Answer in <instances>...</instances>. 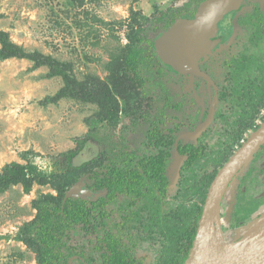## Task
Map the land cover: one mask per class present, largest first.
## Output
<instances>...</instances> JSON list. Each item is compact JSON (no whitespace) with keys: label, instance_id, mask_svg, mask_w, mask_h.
Masks as SVG:
<instances>
[{"label":"flooded vegetation","instance_id":"af4514ba","mask_svg":"<svg viewBox=\"0 0 264 264\" xmlns=\"http://www.w3.org/2000/svg\"><path fill=\"white\" fill-rule=\"evenodd\" d=\"M250 12L257 13L255 20L264 26V0H244L219 22L218 43L199 61L196 71L178 72L156 61L153 75L165 96L161 101L157 96H145L148 82L144 77V95L133 100L127 112L120 111L122 123L112 128L116 138L121 133L127 139L126 144L112 143L104 131L97 133L98 140L93 134L84 140L72 165L96 163L84 169L65 198L83 201L87 210L85 221L67 233V264H113L116 247L120 253L116 264H147L140 253L143 247L153 249L157 243L163 246V259L157 264H166L178 252L171 241L174 230L189 226L190 220L193 223L198 206L204 211L219 172L264 123V108L256 113L257 101L236 95L239 83L233 60L241 57L246 45L240 38L241 22ZM255 60L262 66L264 54L256 55ZM243 73L246 81L247 67ZM105 136L108 140L103 142ZM91 141L99 146L97 154L80 161ZM215 143L224 148L212 167L201 174L199 168L208 164ZM263 205L264 144L229 182L221 220L226 214L231 228L243 226Z\"/></svg>","mask_w":264,"mask_h":264},{"label":"rangeland","instance_id":"374dc122","mask_svg":"<svg viewBox=\"0 0 264 264\" xmlns=\"http://www.w3.org/2000/svg\"><path fill=\"white\" fill-rule=\"evenodd\" d=\"M206 1L0 0V29L9 32L15 43L29 51L39 50L72 62L81 80L88 74L106 79L110 55L128 44L127 25L132 12L150 20L147 27L149 38L153 40L156 31L151 30L152 26L162 25L163 22L158 21L162 14L169 17L178 12L185 14L197 3L199 9ZM181 19L187 18L176 19L172 26ZM32 66L27 60L0 62V171L13 162L23 165L33 162L45 174L56 172L65 155L77 148L78 141L89 140V134L94 132L88 121L98 110L95 105L72 99L42 105L45 98L54 96L62 88L63 81L59 77L46 78V68L32 70ZM262 66L257 62L251 68L255 71ZM142 74L148 82L145 96L163 100L165 91L159 89L161 82L146 69L142 68ZM118 123L120 125L122 120ZM103 131L112 143L114 140L122 145L128 142L121 133L116 138L112 128ZM98 148L91 141L80 155V161L93 157ZM223 148L215 143L208 164L199 168L201 174L212 167ZM47 193L56 194L49 185L35 184L30 194L24 193L23 187L18 185L0 195V264H37L36 253L18 241L17 236L23 225L36 216L33 201ZM245 209L241 210L245 212ZM229 217L225 214L221 222L225 240L233 243L241 233L264 221V205L243 226L231 228ZM162 247L159 243L153 249L143 247L147 251H141L140 255L146 256L147 264H157L163 259Z\"/></svg>","mask_w":264,"mask_h":264},{"label":"trees","instance_id":"16d2710c","mask_svg":"<svg viewBox=\"0 0 264 264\" xmlns=\"http://www.w3.org/2000/svg\"><path fill=\"white\" fill-rule=\"evenodd\" d=\"M72 1L83 2V0ZM197 4L195 8L185 14L178 12L173 13L170 17L162 14L158 20L163 22L162 25L154 24L152 26L151 30L156 31L153 40L149 38V26L147 27L150 20L141 18V14L138 12H132L127 25L129 29L126 34L128 44L120 46L110 55L109 74L106 79L95 74H88L81 80L76 75L75 66L72 62L62 61L39 50L29 51L15 43L9 32L1 29L0 62L10 59L27 60L33 64L32 70L46 68L48 70L46 78H61L63 81L62 88L54 96L45 98L41 102L44 106L57 104L62 99H72L95 105L98 110L88 122L93 126L94 132L91 134L96 140L98 138L97 133L117 125L121 110L127 112L131 107V102L139 100L144 95L145 80L142 68L153 73L156 61L164 64L156 52V41L171 28L176 19L184 17L192 19L198 10ZM255 17H257V13L250 12L242 18L240 38L248 46H244L240 52L242 53L241 57L234 59L233 62L236 64L234 71L239 83L237 84L236 95L240 94L242 98L257 101L258 106L255 110H257L256 113H259L261 107L264 108V67L258 68L255 72L252 70L250 62H257L258 60H255L256 55L264 54V26L258 20L256 21ZM245 62H247L246 66ZM246 67L247 83L243 75ZM106 138L107 136L102 141L108 140ZM84 146L85 141L79 140L77 148L65 155V161L59 166V170L50 174L40 171L33 162L25 165L13 162L7 164L0 171V195L18 185L23 187L24 193L30 194L35 184L49 185L57 192L56 196L45 194L33 201L32 206L37 210V215L34 220L23 225L17 236L18 241L23 242L36 253L37 264H67V240H65L67 233L71 229H76L86 219L87 210L83 201L79 199L73 201L72 198L65 201L69 192H73L70 188L78 183L79 175L84 173V169L94 166L96 163L94 160L83 164L81 167L72 165V159L82 151ZM212 178L213 176L210 177L206 187H209ZM92 179H95L96 183L98 182L95 176ZM97 188L101 187L98 185ZM201 196L203 204L206 193ZM202 212L203 207L198 206L193 223L190 220L189 226H183L181 230L178 228L174 230L171 241L175 243L173 249L179 250L173 254V257L170 256L167 259L166 264L186 263L194 245ZM118 254L120 253L116 247L113 250L115 258L113 264H116Z\"/></svg>","mask_w":264,"mask_h":264},{"label":"water","instance_id":"95a60500","mask_svg":"<svg viewBox=\"0 0 264 264\" xmlns=\"http://www.w3.org/2000/svg\"><path fill=\"white\" fill-rule=\"evenodd\" d=\"M244 0H207L192 19L178 20L156 41L161 60L178 72H194L199 61L218 43L219 22L240 8ZM264 144V123L230 159L213 182L201 217L198 234L185 264H264V221L241 233L233 243L225 240L221 228V203L232 178ZM242 232L241 230H239ZM220 237L232 255L213 257V242Z\"/></svg>","mask_w":264,"mask_h":264},{"label":"bare ground","instance_id":"6f19581e","mask_svg":"<svg viewBox=\"0 0 264 264\" xmlns=\"http://www.w3.org/2000/svg\"><path fill=\"white\" fill-rule=\"evenodd\" d=\"M231 255L232 251L230 250V248L225 246L222 238L216 237L213 242V257L221 261L228 259Z\"/></svg>","mask_w":264,"mask_h":264}]
</instances>
